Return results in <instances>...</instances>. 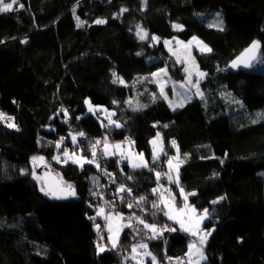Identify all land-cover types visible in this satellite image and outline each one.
Returning <instances> with one entry per match:
<instances>
[{"label": "trees", "instance_id": "obj_1", "mask_svg": "<svg viewBox=\"0 0 264 264\" xmlns=\"http://www.w3.org/2000/svg\"><path fill=\"white\" fill-rule=\"evenodd\" d=\"M193 36L211 49L194 51L205 73L202 95L171 110L152 73L165 68L174 80L184 74L161 40ZM253 40L263 54L264 0H17L0 12V110L12 118L0 121V264H121L129 253L133 226L122 229L115 247L97 250L99 220L87 203L98 166L61 156V146L70 147L79 133L101 142L128 138L144 153L147 167H130L118 155L103 164L115 170L113 189L132 187L123 191L131 199L158 197L154 170L177 153L179 183L171 187L177 202L181 187L209 214L202 264H264V70H227ZM157 134L164 154L152 161ZM35 154L50 160L74 195L56 198L39 189L30 170ZM114 211L171 224L165 249L172 256L186 250L190 236L162 206L154 219L124 203ZM148 248L162 258L161 242L150 238Z\"/></svg>", "mask_w": 264, "mask_h": 264}, {"label": "rangeland", "instance_id": "obj_2", "mask_svg": "<svg viewBox=\"0 0 264 264\" xmlns=\"http://www.w3.org/2000/svg\"><path fill=\"white\" fill-rule=\"evenodd\" d=\"M5 3H9V2H5ZM174 25H181L178 22H174L173 23V28L175 30H180L181 28H176L174 27ZM182 26V25H181ZM196 37V36H193ZM188 40H180L177 37H171V38H165L162 39V43L165 47V49L170 53V55L174 58V60L182 67V71H183V79L181 80H174L173 78H171V76L168 74V72H161L162 69L166 70L165 68H160L157 69L155 71H153V73H156L158 75L154 76L152 73V77L161 93V88L163 87V91H164V95H162V98L165 100V102L167 103V105L169 106V108L171 110H176L177 108H180L181 106H183L184 104L188 103L189 101L193 100L196 97H199L200 94H197V89L195 87H193L192 85H194L197 80H199V82L204 78V76L201 78L198 75V72H203L202 70H200L195 62V58H194V51L197 52H205V51H201V47L203 45H206L201 39L197 38V41L202 42L201 44H197L196 41H193V43L191 45H189L188 47H185V45H188L189 41H192V38ZM157 38V37H156ZM160 39L157 38L156 40H154V42H158ZM169 42V43H165V42ZM207 46V45H206ZM208 47V46H207ZM175 53V54H174ZM177 57H179V60L177 59ZM153 60V59H151ZM185 68H187L189 70V72L192 73L190 79H191V84L188 83L189 81V74L188 72H185ZM255 69L256 70H264V53L261 54L260 60L259 62L255 65ZM204 73V72H203ZM205 74V73H204ZM181 85H183V87H181ZM199 92L201 93L200 87H199ZM166 97V98H165ZM7 121V120H6ZM75 136L76 138H78V136H80L79 134H74L72 135ZM160 137L161 135L159 134V139L157 140V136L151 138L150 140V148H151V159L152 161H156L159 158H161V156L164 154V149L163 146L160 142ZM66 140V139H64ZM153 140H157V152H158V159H153V144L151 143ZM105 141L103 140L102 142L100 141V148L95 149V157H93L92 155V148L93 145L96 146L94 140H89L85 143V145L83 146V149L80 148V146H78V144H74L73 139H72V143L71 146H67L66 144L62 145V150L63 152H67L66 148L68 147V155L74 157L75 159H79L81 160V163H85L83 162L85 159L86 160H93L96 165L97 162L98 163H102L104 164L105 161L107 160L108 157L114 156V155H118L119 161L121 160V162H125L127 163L130 167H132V162H139V154L143 153L142 151H137L132 147V143L129 142L128 138L125 140H118V141H106L108 147L107 150L105 149ZM161 141H162V137H161ZM121 145L120 149H116L114 146L115 145ZM72 148H76V150H72ZM89 148L88 154H90V156H87L86 154L80 153V151L87 150ZM162 149V151H161ZM64 153L61 154V156L64 157V160H70L73 162V159H68L67 157H65ZM60 154L55 155L54 157H59V159H55L56 161L60 160ZM39 158V157H43V160L40 159H36L35 161L33 160V158ZM124 157V158H122ZM106 159V160H105ZM143 159L144 161L147 162L148 165V159L146 158V156L143 153ZM169 160L172 161L173 164V168L170 170L169 169ZM61 162H64L63 160ZM81 163H76L78 165H81ZM181 163V159L179 158L178 154H172L169 155L168 157H165L163 159V161H159L157 168H155L154 172L155 175L156 173H160V182L159 185H157L154 189H158V191H153V193L155 195H159L158 197L160 198V202H161V206L163 208V213L165 215L166 212L169 211V208L166 207L165 202L167 201L170 204H173L175 209H180L184 207L185 204V200H184V196L181 194L180 189L181 187H178V195L181 199L180 203L177 202V198H176V194L173 193L172 188L173 184L171 183H175L176 179H177V169L176 166L178 165V169ZM104 168H106V166H103ZM44 168L50 172H52L53 174L56 175L57 178H59L61 180V185L66 187L69 186L70 184L68 182H66L65 180H63L60 177V174L53 168V166L50 164V160L47 159L46 157L40 155V154H35L32 158H31V175L32 177L37 181L39 189L41 190V188H44V191H42L43 193L46 194L49 193L48 195H50V192L48 190V188L46 187V183L44 181L45 179V171ZM136 168H141V167H136ZM112 170L111 171V175H113V178L115 176V170L114 169H109ZM167 174V175H166ZM168 175H171L172 177V181H170L168 179ZM163 176V178H162ZM157 177V176H156ZM164 179V180H162ZM162 181H164V183H162ZM167 185H169V187H167ZM127 187L125 188H129L132 189V187H130L129 185H126ZM163 194V201L161 200V195ZM184 194L187 195L188 197V193L184 191ZM174 198V200H173ZM187 204L189 206L195 207L194 205L190 204L188 202V198H187ZM196 209V214H195V218L198 219L199 215L203 213L204 210H199L195 207ZM111 213V217L112 220L111 222L114 223L116 221V218L119 217V215L121 214H117V213H113V211H110ZM105 213V212H104ZM108 213H105V215H107ZM173 215H176L175 212L172 213ZM115 215V216H113ZM192 213H188V216H192ZM122 216V214H121ZM166 218L171 221L172 223H176L177 226L179 227L180 230H182L183 232H186L190 237L187 243V247L186 250L184 251L183 255L186 259V261H189V257L186 255L188 253V245L191 243H195L197 248H202V251L204 253V247L206 245V242L208 240L209 235H207L205 243L203 245H201L199 243V237L201 235H204L205 233H210L212 231V228H206L204 226L205 221L209 218V214L207 215V218L203 219V221L200 223L199 225V233L198 235L194 236L192 235L190 232L185 231L182 227L181 224L176 220V219H169L168 215H165ZM105 219V217H103ZM139 218V220L137 219ZM184 218V217H181ZM143 220L144 223H140L139 221ZM122 222L123 225H132L137 229V232H135L136 234V239L133 243H131L130 245V250L129 253L122 258L121 263L122 264H154L152 257H154V255L151 253V251L148 248V239L150 238H155L158 234V225L155 222H151L149 220H147L146 218H143L139 215L137 216H131V215H126V219H123L122 217ZM145 224H149V225H155L157 231L153 232L150 228H146ZM185 226L188 227L190 226L188 223V220L185 219ZM139 229H141L144 233H138ZM106 244H108L109 246H111L110 240L107 236V241H104L102 243H98L97 242V250L101 251V248H103L104 250H106L105 248H107ZM140 245H146L145 247H140ZM136 248V251L133 252V248ZM103 250V251H104ZM148 253H150L151 255H148ZM192 262L193 261H197L199 260V257L197 255H193L191 257ZM151 260V263H148V261ZM155 264H157V260L155 259Z\"/></svg>", "mask_w": 264, "mask_h": 264}, {"label": "snow or ice", "instance_id": "obj_3", "mask_svg": "<svg viewBox=\"0 0 264 264\" xmlns=\"http://www.w3.org/2000/svg\"><path fill=\"white\" fill-rule=\"evenodd\" d=\"M17 3V0H12L11 3H5L4 0H0V12H8V11H11L13 10V5ZM21 7H23V5H21ZM122 11H127V9H122ZM78 19V26H80L82 24V22L79 21V18ZM105 21L103 20H97L96 23L97 24H101V23H104ZM174 27L176 28H181L182 26L181 25H174ZM139 36H140V39H145L146 38V33L144 34H141V32H138L137 33ZM153 40H156L157 38L156 37H152ZM193 41H196L197 44H201L202 45V42L200 41H197V38L196 37H193L192 38V41H189L188 42V45H185V47H188L189 45H191L193 43ZM166 44L169 43V42H165ZM260 47V44L258 41H253L252 44L249 46V48L245 49L240 56H238L235 60L232 61L231 63V67L232 68H237V67H240V66H243L245 68H248V67H251L252 66V61L256 59V50L259 49ZM201 51H211V49H209L206 45H203L200 49ZM175 54V53H174ZM177 59L179 60V57H177ZM161 72H166V70L162 69ZM185 72H188L189 74V81L188 83L191 84V75L192 73L189 72V70L187 68H185ZM115 75V73H114ZM154 76L158 75L156 73H153ZM198 75L202 78L205 74L203 72H198ZM115 82V81H114ZM120 83H124L123 80H120L119 81ZM193 87H195L197 89V94H200L202 95L200 92H199V80H197V82L192 85ZM181 87H183V85H181ZM161 95H164V91H163V87L161 88ZM166 98V97H165ZM86 103H89V111H92V107H91V104L90 102L86 101ZM113 103H116V101H113ZM131 103V102H129ZM142 107V106H141ZM4 119H8V120H11L12 118L10 117H6L4 113H0V120H4ZM109 123H115L114 121H112L110 119V116H109ZM9 127H15V124L14 123H9L8 124ZM117 127H119L120 125L117 124L116 125ZM80 136H83L84 133H79ZM73 142H75L76 140V137L73 136ZM159 139V134H157V140ZM157 140H153L151 143L153 144V159H158V152H157V148H156V145H157ZM100 141H96V144H99ZM172 145L175 147L176 146V142L175 141H172ZM57 147H59V144H57ZM107 143L105 141V149L107 150ZM116 149H120L121 145L117 144L114 146ZM162 151V149H161ZM65 157H67L68 159H73V162L75 163H81V160L79 159H75L74 157L72 156H69L67 152L64 153ZM92 155L93 157H95L96 153H95V145H93V149H92ZM54 159H59V157H53ZM124 158V157H122ZM36 159H40V160H43V157H39V158H36L34 157L33 160L35 161ZM83 162L85 163H93L94 161L93 160H84ZM182 163V161H181ZM83 166V163H81V167ZM147 162L144 161L143 159V153H140L139 154V162H132V167L133 168H136V167H147ZM173 168V164H172V161L169 160V169L171 170ZM176 169H177V172H178V165L176 166ZM160 173H156V176H157V179L159 180L160 178ZM167 175V174H166ZM168 179L170 181H172V177L171 175H168ZM175 183H179V180H178V177L175 181ZM69 188H71V186H69ZM126 189L121 186L118 191H125ZM41 191H44V188H41ZM127 191H131L130 189H127ZM153 191H158V189H153ZM180 192L181 194L184 196V200H185V204H184V207L183 208H180V209H175L174 205L173 204H170L168 203L167 201H164L165 202V205L166 207L169 208V211L165 213V215H168L169 216V219H176L180 224H181V227L187 231V232H190L192 235L196 236L198 235L199 233V225L200 223L203 221V219L207 218V215H208V210L207 209H204L203 213L199 215V218L196 219L195 218V214H196V209L195 207H192V206H189L187 204V195L184 194V190L183 188L180 189ZM46 194H49L46 192ZM51 195H56V192H51L50 193ZM72 195H74V190L70 193ZM190 195H195V193H191ZM141 200H144L145 198L144 197H141L140 198ZM163 194L161 195V200L163 201ZM220 199H223V197H221ZM174 200V198H173ZM215 203V201L213 202ZM129 207H131V205H129ZM153 207H158V205L154 204ZM104 210L103 209H100L99 212L97 213V215H101L103 214ZM175 212L176 215H173L172 213ZM188 213H192L193 215L192 216H188ZM181 217H184V218H181ZM106 220H109L111 221L112 220V217L110 216H106L105 217ZM117 219H122V217H117ZM139 220V218H137ZM185 219L188 220V223L190 226L186 227L185 226ZM140 223H144L143 220H140L139 221ZM99 225H97V229H99ZM145 227L146 228H150L153 232H156L157 229H156V226L155 225H149V224H145ZM108 231L111 233L113 231V228L111 226V223L109 224V228H108ZM119 231V229H117V232ZM207 235H210V233H205L204 235H201L199 237V243L201 245H203L205 243V240H206V237ZM109 239H112V237L110 236ZM113 246H115V240H113ZM140 247H145L146 248V245H140ZM188 253L186 254L188 257H189V264H192V259L191 257L193 255H197L199 257V260L196 261V264H199V261L200 260H205L206 257L202 251V248H197L195 243H191L188 245ZM104 249L101 248V251H103ZM136 251V248L134 247L133 248V252ZM148 255H151L150 253H148ZM155 257H152V260L155 264ZM171 259V258H169ZM177 264H182L181 261H177Z\"/></svg>", "mask_w": 264, "mask_h": 264}, {"label": "built area", "instance_id": "obj_4", "mask_svg": "<svg viewBox=\"0 0 264 264\" xmlns=\"http://www.w3.org/2000/svg\"><path fill=\"white\" fill-rule=\"evenodd\" d=\"M0 113H4L6 117H10L7 113L1 110ZM6 120L8 119H4L1 121H6ZM89 140H94L95 144L96 141H99V139L91 138L84 133L83 136H78V138H76L74 144H78V146L83 147L85 143ZM98 148H100V145L96 144L95 149L98 150ZM68 149L69 148L67 147L66 148L67 152ZM97 166L99 171V179L95 187V196H94V199L97 198V200H95L97 206L102 207L105 210V212H110V211H114V209H117L118 207L121 206L122 203H124L126 207H129V205H131V207L129 208L135 209L145 215H150L151 219H154L153 213L159 210L161 206L159 197H155L151 200H148L146 197H144L145 198L144 200H141L140 198L139 199L127 198L123 191H118V188L113 189L114 178L113 175H111L112 170H109L108 168H104L102 163L97 162ZM154 204L158 205V207H153ZM156 224L158 225V234L155 237V239L161 242L162 246L164 247L162 252V258L157 262V264H177L178 260L181 261L182 264H186V259L183 255L172 256L165 249L167 235L168 233L174 231V227L167 222H156ZM105 236H106V228L102 222L99 229L96 230V237L100 240H104Z\"/></svg>", "mask_w": 264, "mask_h": 264}, {"label": "water", "instance_id": "obj_5", "mask_svg": "<svg viewBox=\"0 0 264 264\" xmlns=\"http://www.w3.org/2000/svg\"><path fill=\"white\" fill-rule=\"evenodd\" d=\"M253 41H258L259 42V44H260V47H259V49H257L256 50V53H255V55H256V59L255 60H253L252 61V66L251 67H248V68H245V67H243V66H240V67H237V68H232L231 67V63H232V61L233 60H235L238 56H240L241 55V53L245 50V49H247V48H249V46L252 44V42ZM253 41H251L249 44H247L231 61H230V63L228 64V66H227V70L228 71H231V72H235V71H251L253 68H254V66L259 62V60H260V57H261V54H262V50H263V48H262V43H261V41H259V40H253ZM44 171H45V174H44V176H45V179H44V181H45V183H46V187L48 188V190H49V192L51 193V192H56V195L54 196V195H51V196H54V197H56V198H64V197H66V195L68 194V193H70V189L69 188H67V187H64V186H62L61 185V180L59 179V178H57L56 177V175L55 174H53L52 172H50L49 170L47 171L45 168H44ZM70 195V194H69Z\"/></svg>", "mask_w": 264, "mask_h": 264}, {"label": "crops", "instance_id": "obj_6", "mask_svg": "<svg viewBox=\"0 0 264 264\" xmlns=\"http://www.w3.org/2000/svg\"><path fill=\"white\" fill-rule=\"evenodd\" d=\"M157 136V135H156ZM160 142H161V144H162V146H163V143H162V141H161V137H160ZM171 184H173V183H171ZM167 187H169V185H167ZM188 194H190V193H188ZM100 209H103L102 207H99V206H97L96 208H95V210L93 211V218H94V220L97 222V220H99L97 223H96V225H95V228H97V225H99V226H101V224H100V220L101 221H103V224H104V226H105V228H106V232H107V234H106V236H105V241H107V236H108V238L111 236L112 237V239H109L110 240V243H111V246H109L108 244H106V246H107V248H105V249H109V248H111V247H115L116 245H117V243H118V241H119V237H120V234H121V231H122V229H124L125 227H127V226H132V225H129V224H127V225H123V222H122V219H117L116 218V221L114 222V223H112L111 221H109V220H106V219H104L103 217H106V216H112L110 213L111 212H105V210H104V212L105 213H108L107 215H105V213L103 212V214H101V215H97V213L99 212V210ZM113 213H117L118 215L120 214V212H115V211H113ZM122 214V213H121ZM121 214L119 215V217H123V219H126L125 217H124V215L122 214V216H121ZM113 216H115V215H113ZM168 220V219H167ZM169 221V220H168ZM171 222V221H170ZM111 223V226H112V228H113V231L110 233L109 231H108V228H109V224ZM134 227V226H133ZM117 229H119V231L117 232ZM135 232H137V229L135 228ZM138 233H144L141 229H139V231H138ZM113 240H115V246H113ZM183 255V254H182ZM184 256V255H183ZM202 261L203 260H200L199 261V264H202ZM148 263H151V260H149L148 261ZM122 264V263H121ZM186 264H189V261L187 260L186 261ZM192 264H196V261H193L192 262Z\"/></svg>", "mask_w": 264, "mask_h": 264}, {"label": "bare ground", "instance_id": "obj_7", "mask_svg": "<svg viewBox=\"0 0 264 264\" xmlns=\"http://www.w3.org/2000/svg\"><path fill=\"white\" fill-rule=\"evenodd\" d=\"M0 121H1V120H0ZM95 200H97V198L92 199V201H95ZM92 201H89V202L87 203V208H88V209H91V210H95V207L93 206L95 203L92 202ZM106 234H107V232H106ZM97 240H98V243H102V242L105 241V239H104V240H100V239H98V238H97ZM157 262H158V261H157Z\"/></svg>", "mask_w": 264, "mask_h": 264}]
</instances>
